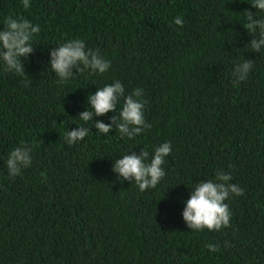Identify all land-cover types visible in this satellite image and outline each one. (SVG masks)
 <instances>
[{"label": "trees", "instance_id": "trees-1", "mask_svg": "<svg viewBox=\"0 0 264 264\" xmlns=\"http://www.w3.org/2000/svg\"><path fill=\"white\" fill-rule=\"evenodd\" d=\"M0 264H264V0H0Z\"/></svg>", "mask_w": 264, "mask_h": 264}]
</instances>
